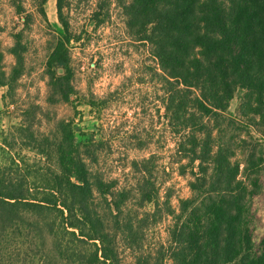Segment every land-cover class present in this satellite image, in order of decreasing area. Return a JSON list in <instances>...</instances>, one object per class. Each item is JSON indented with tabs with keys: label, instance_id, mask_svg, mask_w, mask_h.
<instances>
[{
	"label": "trees",
	"instance_id": "16d2710c",
	"mask_svg": "<svg viewBox=\"0 0 264 264\" xmlns=\"http://www.w3.org/2000/svg\"><path fill=\"white\" fill-rule=\"evenodd\" d=\"M46 1L32 0L33 11L25 0L9 1L18 26L6 52L0 45V88L10 101L27 74L26 34L36 18L45 19ZM116 2L129 37L146 44L155 62L163 118L175 138L173 163L179 176H189L190 197L174 206L169 190L160 194L153 156L132 161L135 184L118 189L93 169L102 142L77 141L76 130L57 122L49 143L24 112L18 132L56 170L38 180L15 160L0 166V264H125L120 244L132 255L129 264H264V215L256 206L264 152L248 130L264 136V0ZM69 12L68 0H56L60 29L44 66L47 103L54 105L76 94L69 46L79 38ZM105 15L91 20L99 25ZM237 89L235 120L225 113ZM164 218L167 246L148 250L145 233Z\"/></svg>",
	"mask_w": 264,
	"mask_h": 264
},
{
	"label": "rangeland",
	"instance_id": "374dc122",
	"mask_svg": "<svg viewBox=\"0 0 264 264\" xmlns=\"http://www.w3.org/2000/svg\"><path fill=\"white\" fill-rule=\"evenodd\" d=\"M9 1L0 0V45L3 52L11 45V30L18 26V17ZM25 6L33 11L32 0H25ZM68 6L71 30L79 38L69 46L76 94L67 103H47L44 66L52 45L51 36L60 29L56 0H47L43 6L45 19L36 18L26 34L27 74L19 81L13 101L6 97V89L0 88V166L15 160L38 180H44L48 172L56 170L51 158L46 159L27 147L28 138L25 133L18 132L26 112L27 124L33 122L31 130L42 135L44 140L48 139L49 143L56 142L57 122L76 130L77 141L93 139L102 142L93 169L101 172L105 180L114 181L118 189L134 186L130 171L132 161L153 156L160 194L169 190L172 204L177 206V200L190 197L189 176H179L173 163L175 138L163 118L159 89L152 75L155 62L148 46L129 37L116 0H68ZM98 11L101 18L106 13L107 16L103 23L95 25L91 18ZM3 64L6 71L12 64L6 53ZM241 97L242 91L237 89L228 104L226 116L237 119ZM248 130L264 152V136L252 128ZM243 159L241 153L236 152L233 162L241 167ZM261 178L262 198L256 206L263 216L264 173ZM145 209L150 212L152 206ZM169 224L170 220L164 218L150 226L142 242L145 248H156L158 243L167 246L166 228ZM119 246L122 260L125 264L131 263V253L121 244ZM20 258L29 261L30 256L24 254Z\"/></svg>",
	"mask_w": 264,
	"mask_h": 264
}]
</instances>
